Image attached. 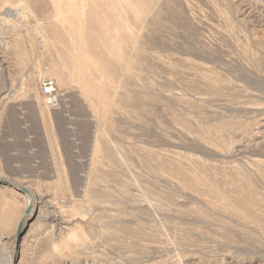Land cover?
Here are the masks:
<instances>
[{"label":"rangeland","instance_id":"rangeland-1","mask_svg":"<svg viewBox=\"0 0 264 264\" xmlns=\"http://www.w3.org/2000/svg\"><path fill=\"white\" fill-rule=\"evenodd\" d=\"M0 36V111L53 144L0 167V264H264V0H0Z\"/></svg>","mask_w":264,"mask_h":264},{"label":"crops","instance_id":"crops-1","mask_svg":"<svg viewBox=\"0 0 264 264\" xmlns=\"http://www.w3.org/2000/svg\"><path fill=\"white\" fill-rule=\"evenodd\" d=\"M15 99L16 93L8 94ZM48 117L35 104L21 107L12 103L4 105L0 111V167L4 174H13L21 166H38L36 172L42 173V165L52 163L53 144L47 129ZM41 166V167H40ZM12 180H18L11 176Z\"/></svg>","mask_w":264,"mask_h":264},{"label":"bare ground","instance_id":"bare-ground-1","mask_svg":"<svg viewBox=\"0 0 264 264\" xmlns=\"http://www.w3.org/2000/svg\"><path fill=\"white\" fill-rule=\"evenodd\" d=\"M15 10H16V8H9L2 15H6L8 17H15L16 14L21 13V12H19V10L16 12H15ZM0 45H6V40L4 39V37H1V36H0ZM47 107L49 108L48 105H47ZM48 112H50V111H48ZM17 182H18L17 184L19 186H22L29 191V195H26L23 192H22L23 194H20V196H24V198H25V205H24V210H23V212L19 218L20 220L18 221V228L20 227V224L23 220H24V224H25L33 216L34 213H36L37 211L43 212V209H44V214L48 215V219L50 220L49 223H51L53 225L52 226L53 228H56L58 226V224L60 223L59 222L60 218L56 212L48 211V208L50 207V202L45 200V197L43 195H40L35 189H32V187H30L29 185H26L21 181H17ZM29 206H31L30 212H29V214L26 215V211H27ZM59 212H61V211H59ZM61 214H62V212H61Z\"/></svg>","mask_w":264,"mask_h":264},{"label":"built area","instance_id":"built-area-1","mask_svg":"<svg viewBox=\"0 0 264 264\" xmlns=\"http://www.w3.org/2000/svg\"><path fill=\"white\" fill-rule=\"evenodd\" d=\"M40 94L51 110H55L59 107L60 96L57 93L54 82L44 81L42 83Z\"/></svg>","mask_w":264,"mask_h":264},{"label":"water","instance_id":"water-1","mask_svg":"<svg viewBox=\"0 0 264 264\" xmlns=\"http://www.w3.org/2000/svg\"><path fill=\"white\" fill-rule=\"evenodd\" d=\"M14 188H16L18 191H20V192H23V193H25L26 195H29V191L26 189V188H24V187H22V186H19V185H16V184H11ZM30 208H31V206H29L28 207V209H27V211H26V215L27 214H29V212H30ZM23 226H24V220L21 222V224H20V229H22L23 228Z\"/></svg>","mask_w":264,"mask_h":264}]
</instances>
